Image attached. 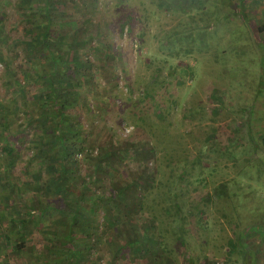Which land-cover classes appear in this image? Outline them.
Wrapping results in <instances>:
<instances>
[{
  "label": "rangeland",
  "instance_id": "1",
  "mask_svg": "<svg viewBox=\"0 0 264 264\" xmlns=\"http://www.w3.org/2000/svg\"><path fill=\"white\" fill-rule=\"evenodd\" d=\"M115 1L119 0H101L104 6L92 15L91 34L102 30L104 12L111 13V8H105ZM177 1L162 11L154 0H126L118 11L133 14L134 35L120 38L112 26L113 36L106 31L102 38L98 36L104 45L111 39L120 48L121 61L111 60L109 70L95 78L100 91L88 99L92 119L85 120L90 129L76 166L89 178L94 165L102 164L99 179L106 178L107 188L127 186V195L134 181L145 184L155 179L141 210L132 211L124 223L130 217L139 224L137 212L147 218L162 213L161 206L171 204L167 198L160 200L167 191L169 197L178 195L181 215H188L190 204L192 213L205 205L204 222L196 227L186 220L187 240L169 243L175 248L177 264H191L180 251L198 254L193 264H210L213 257L216 264H238L237 254L229 258L225 254L233 251V244L243 254L240 264H264V0H243L238 8L235 0ZM10 3L3 5L7 18L14 14ZM2 70L0 63V103L8 108L15 98L14 106L19 107L22 98ZM18 115L17 120L11 115L10 143L19 157L9 172H4L7 164H0V204L5 205L7 218H17L18 210L35 206L40 195L36 186L49 176L37 157L28 164L36 151L28 137L36 131L28 132L22 126L24 113ZM33 173L40 174L38 180ZM41 199L45 201L44 196ZM55 216L53 223L60 217ZM9 225L7 220L0 223V241L9 230L17 237ZM46 229L57 234L55 224ZM35 231L20 236L25 249L17 255L4 242L0 264H12L14 259L24 264L33 258L44 240ZM237 238L240 243L234 242ZM29 246L32 251H25ZM96 248L94 264H105L111 247L102 238Z\"/></svg>",
  "mask_w": 264,
  "mask_h": 264
},
{
  "label": "trees",
  "instance_id": "2",
  "mask_svg": "<svg viewBox=\"0 0 264 264\" xmlns=\"http://www.w3.org/2000/svg\"><path fill=\"white\" fill-rule=\"evenodd\" d=\"M9 1L14 10L11 18H7L6 7L3 9V5H9ZM125 2L126 0L115 1L112 5L115 7L105 8V11L111 8V13L107 15L104 12L101 18L102 30L95 31L93 35L90 23L94 12H100V8L104 6L101 0H0L2 72H7L6 82L10 79L8 84L13 85L14 92L22 98L19 107L14 106L15 98L8 108L0 103V162L8 165L4 172H9L19 157L16 146L10 143L14 137V128L10 123L11 115L17 120L20 119L18 114L23 112L25 123L22 126L28 132L36 131L35 135L28 137L36 150L28 164L37 157L36 162L42 164L49 175L43 185L36 186L40 195L35 197V206L29 210H18L19 217L7 218L5 205L0 204V223L2 220L9 221V226L13 228L11 230L17 234L13 238L15 234H10L9 230L2 237L12 247L13 255L22 250L24 252V237L20 236L26 230L31 233L39 230L40 238L44 239L43 245L38 246V252L24 264H94L93 253H99L96 247L102 238L112 249L109 257L105 258V264H177L173 251L175 248L172 249L169 243L172 240L177 243L187 240L190 230L186 226V220L196 227L199 222H204L202 216L205 205L192 213L190 204L186 210L188 215H181L182 202L178 203V195L173 193L169 197L170 191H167L160 200L167 198L171 204L162 205V213L147 218L143 213L137 212L139 224L130 217L128 223H124V218L130 216L132 211L135 213L141 210L143 198L154 187L155 179L151 178L145 184L134 181L133 188L127 195V186L116 187L113 184V188H107L109 185L106 178L99 179L97 175L102 164L98 161L89 178L83 176L81 168L76 166L79 164L77 155L84 151L86 133L90 129H87L88 122L85 120L87 117L92 119L93 111L88 99L98 95L100 91L95 78L101 71L109 70L108 62L111 60L119 58L121 61V51H118L120 48H115L111 39L104 45L97 38L104 31L112 35V26H115L120 38L126 34L129 37L134 35L133 14L130 11L121 14L118 11V7ZM177 2L154 0L155 6L162 11L168 10L169 5L174 6ZM235 2L238 8L243 0ZM140 35L139 33L138 36ZM134 46L137 47V44L134 43ZM175 71L173 68V72ZM120 72L124 76L125 69L122 68ZM125 83L130 88V83ZM97 132L94 129L92 134ZM261 140L264 143V137ZM82 159L86 160L88 157L84 156ZM39 175L33 173L32 176L38 180ZM157 184L159 187L162 183L159 181ZM43 196L45 201L41 199ZM14 212L16 211L12 214ZM55 214L60 217L53 223ZM54 224L57 234L51 235L46 227ZM107 228L110 229L106 231ZM59 237L61 241H58ZM230 241L231 239L229 243ZM240 241L237 238L234 242ZM4 242L1 240L0 246ZM191 248L194 250L196 246ZM232 248V252L225 253L228 258L234 254L239 259L243 257L237 250L238 246L233 244ZM220 250L223 252L222 246ZM25 251H32V246ZM179 254L191 264L198 257V254L192 256L186 251H180ZM201 263L205 262H198ZM12 264H22V261L14 259ZM210 264H216L214 257Z\"/></svg>",
  "mask_w": 264,
  "mask_h": 264
},
{
  "label": "crops",
  "instance_id": "3",
  "mask_svg": "<svg viewBox=\"0 0 264 264\" xmlns=\"http://www.w3.org/2000/svg\"><path fill=\"white\" fill-rule=\"evenodd\" d=\"M0 153H1V151H0ZM0 159H1V154H0ZM0 164H3L2 162H0Z\"/></svg>",
  "mask_w": 264,
  "mask_h": 264
}]
</instances>
